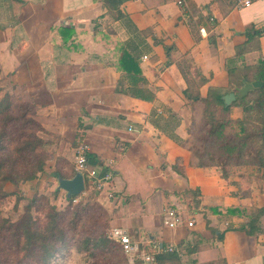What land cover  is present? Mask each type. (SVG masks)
Here are the masks:
<instances>
[{"label": "crops", "instance_id": "0c3cea01", "mask_svg": "<svg viewBox=\"0 0 264 264\" xmlns=\"http://www.w3.org/2000/svg\"><path fill=\"white\" fill-rule=\"evenodd\" d=\"M121 10L132 26L105 0H0L1 72L40 107L47 130L77 149L86 144L90 170L112 176L97 191L86 175L85 191L105 205L111 228L126 230L138 244L127 264H143V252L158 264H264V215L254 234L239 230L264 208V186L247 193L199 165L192 150L206 126L205 104L185 97L189 86L179 69L189 65L202 98L211 88L237 93L242 87L229 73L230 60L249 68V80L264 62V0L244 9L237 0H127ZM189 23L198 26V39ZM130 41L141 52L151 102L118 90ZM165 46L175 47L169 65ZM242 116L239 107L229 115ZM80 123L88 128L82 138ZM169 208L184 218L175 228L164 223ZM164 253L177 258L161 263Z\"/></svg>", "mask_w": 264, "mask_h": 264}, {"label": "trees", "instance_id": "16d2710c", "mask_svg": "<svg viewBox=\"0 0 264 264\" xmlns=\"http://www.w3.org/2000/svg\"><path fill=\"white\" fill-rule=\"evenodd\" d=\"M126 1L105 0V5L111 12L116 14L118 20H123L130 27L132 26L131 20L121 10V6ZM200 23H202V20ZM189 25L196 37L198 26L192 23H189ZM196 38L198 39V37ZM165 50L168 56L167 65H169L175 47L165 46ZM245 52L246 49L242 47L239 50L238 58H242ZM140 54L141 52L132 45L131 41L125 44L120 59V67L125 75L119 83L118 90L133 98L151 102L155 98V93L148 87L146 79L142 76L139 66ZM236 62V59L230 60L229 63H234V67L229 69V73L231 76L238 77V89L243 88L246 83L264 82V62H260L261 67L252 69L254 75L251 80H249L248 75V73H251L249 68L245 66L239 70ZM179 69L189 86L184 92L185 97L191 103L201 102L205 104V119L207 122L203 129L204 136L202 139L205 146L196 150L199 165L202 167L213 166L219 161L218 165H221L222 175L225 179H228L227 162L233 159L246 158L248 165L257 167L264 178V87L252 90L244 98H238L230 106H227L224 101V96L227 94L222 93L220 89L211 88L206 98L201 97L190 78V67L186 62L179 63ZM240 75L243 77L240 78ZM2 92L3 88L0 87V200L11 195L4 190L6 183L19 185L37 179L40 181L44 176L50 179L74 178L77 173L74 170L70 176L59 170L51 174L46 173L45 166L48 156L44 155L43 149L50 144V140L44 138V135L51 134L46 131L39 121L37 107L32 102H16L10 93H5L2 96ZM233 107L242 109L243 116L241 118L232 119L229 117ZM228 127L236 130V133L224 134L225 129ZM84 129L88 128L80 123L79 138H82ZM216 145L218 147L215 151L214 147ZM219 152H221L220 157L225 159L224 161L219 158ZM90 158L91 156L88 154V159L90 160ZM84 177L86 178V175ZM39 196L38 194L35 195L26 207L24 215L18 221L6 220L0 230V237L7 238L10 241L11 248L15 247L20 252H24L17 264H32V262L33 264H50L60 251V247L66 245L67 242L68 234L63 225L64 214L58 211L54 205H47L46 201L43 202V197ZM76 197L73 196L68 199L72 202ZM36 206L39 211L46 210L44 222L34 216L33 210ZM213 212L220 211L214 208ZM232 212L231 210L229 213ZM78 215L79 212L77 211L76 216ZM263 215L264 208L259 209L257 213L250 217L249 223L242 225L239 230L254 234L259 230L257 227L258 221ZM70 224L73 227L76 222L70 221ZM85 244L86 246L92 244L90 250L93 252L95 250L113 251L116 247L122 249L120 241L112 238V230L110 235L105 234L87 238ZM176 258V253L158 255V261L161 263Z\"/></svg>", "mask_w": 264, "mask_h": 264}, {"label": "rangeland", "instance_id": "374dc122", "mask_svg": "<svg viewBox=\"0 0 264 264\" xmlns=\"http://www.w3.org/2000/svg\"><path fill=\"white\" fill-rule=\"evenodd\" d=\"M0 77V87L3 88L2 96L5 93H10L16 102H31L27 100L23 89L13 85L9 74L1 72ZM35 106L37 107L38 119L42 123L43 119L38 115L41 109L38 105L35 104ZM46 131L51 134L44 135V138L50 140V144L43 149L44 155L48 156L45 166L46 173L51 174L59 170L67 176L72 175L73 170L75 171L76 168L74 153L78 147L77 144L75 142L69 143V141L67 142L61 136L47 129ZM233 133H236V130L230 127L224 131V134ZM203 136L202 134L199 137V142L195 145L193 152L205 146V142L202 141ZM217 147L218 145L214 147L215 151ZM220 155L221 152H219V158L224 161L225 159H222ZM246 161L247 159L243 158L227 162L226 167L229 177L231 180H236L237 188L244 192L250 193L254 189L259 191L264 186V178L257 167L248 165ZM179 164L180 161L177 162V166ZM218 164L219 161L212 167H214L220 177L225 179L222 175L221 165L219 166ZM225 180L228 182L227 179ZM58 186V179L53 180L45 176L40 181L37 179L19 185L6 183L4 190L11 195L0 200V230L6 220L11 222L18 221L24 215L30 201L38 194L40 195L39 197H43V202L46 201L47 205H54L58 211L64 214L63 225L68 234L66 245L60 247V251L50 264H127V255L120 247H116L113 251L95 250L93 252L90 250L92 244L88 246L85 244L87 238L105 234L110 235L112 230L110 215L105 205L98 198L92 197L89 194V190L77 196L71 202L66 192L59 190ZM255 209V206H250V213ZM77 211L79 212L78 216H76ZM45 213L46 210L39 211L37 206L34 207V216L41 219L42 222L45 220ZM70 221H74L76 224L72 227ZM23 255L24 252H20L15 247H10V241L7 238L0 237V262L2 264H17Z\"/></svg>", "mask_w": 264, "mask_h": 264}, {"label": "built area", "instance_id": "2783aa9c", "mask_svg": "<svg viewBox=\"0 0 264 264\" xmlns=\"http://www.w3.org/2000/svg\"><path fill=\"white\" fill-rule=\"evenodd\" d=\"M261 1V0H237V7L239 9H244L252 6L254 3ZM202 34H206L204 29L201 30ZM146 58V57H145ZM130 131H134V128H130ZM89 147L86 144L81 145L76 150V172L82 173L84 176H89V181L91 182L92 186L96 188L97 191H102L105 189V185L111 181V175L107 174L103 178L98 177V173L94 170H90L89 168ZM109 198L115 199L114 193H109ZM164 223L166 226L170 228H175L181 225L184 222L183 215L174 208H169L165 212ZM189 227H194V221H190L187 224ZM112 238L115 240L120 241L122 245V251L131 259L135 255H137L140 251V248L137 243H135L129 233L122 229V228H114L112 229ZM142 261L143 264H158L154 255L150 252H143L142 253ZM133 263V261H132Z\"/></svg>", "mask_w": 264, "mask_h": 264}, {"label": "water", "instance_id": "95a60500", "mask_svg": "<svg viewBox=\"0 0 264 264\" xmlns=\"http://www.w3.org/2000/svg\"><path fill=\"white\" fill-rule=\"evenodd\" d=\"M264 87L263 81H255L251 83H246L243 88H241L237 93H229L224 96V101L227 106H230L238 98H244L252 90ZM58 189L66 192L67 197L71 198L73 196H79L86 190V179L84 175L80 172L76 173L75 177L72 179H58Z\"/></svg>", "mask_w": 264, "mask_h": 264}]
</instances>
